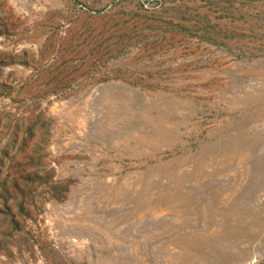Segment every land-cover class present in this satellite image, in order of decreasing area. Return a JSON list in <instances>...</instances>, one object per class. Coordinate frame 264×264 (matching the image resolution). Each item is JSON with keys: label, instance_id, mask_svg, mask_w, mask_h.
<instances>
[{"label": "rangeland", "instance_id": "374dc122", "mask_svg": "<svg viewBox=\"0 0 264 264\" xmlns=\"http://www.w3.org/2000/svg\"><path fill=\"white\" fill-rule=\"evenodd\" d=\"M0 264H264V0H0Z\"/></svg>", "mask_w": 264, "mask_h": 264}, {"label": "bare ground", "instance_id": "6f19581e", "mask_svg": "<svg viewBox=\"0 0 264 264\" xmlns=\"http://www.w3.org/2000/svg\"><path fill=\"white\" fill-rule=\"evenodd\" d=\"M41 1V0H40Z\"/></svg>", "mask_w": 264, "mask_h": 264}]
</instances>
